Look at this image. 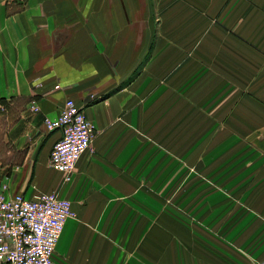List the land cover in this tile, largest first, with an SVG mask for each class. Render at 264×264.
I'll return each instance as SVG.
<instances>
[{"label":"crops","instance_id":"0c3cea01","mask_svg":"<svg viewBox=\"0 0 264 264\" xmlns=\"http://www.w3.org/2000/svg\"><path fill=\"white\" fill-rule=\"evenodd\" d=\"M67 99L97 136L63 183ZM0 131V191L72 201L58 263L264 264V0H0Z\"/></svg>","mask_w":264,"mask_h":264},{"label":"built area","instance_id":"2783aa9c","mask_svg":"<svg viewBox=\"0 0 264 264\" xmlns=\"http://www.w3.org/2000/svg\"><path fill=\"white\" fill-rule=\"evenodd\" d=\"M31 110L39 111L35 100ZM49 131L61 136L50 153L51 167L60 172L63 183L73 181L77 162L92 149L97 136L95 123L73 99H67L56 118L46 117ZM77 217L72 201L58 190L23 193L0 191V264H60L54 258L56 245L66 222Z\"/></svg>","mask_w":264,"mask_h":264},{"label":"rangeland","instance_id":"374dc122","mask_svg":"<svg viewBox=\"0 0 264 264\" xmlns=\"http://www.w3.org/2000/svg\"><path fill=\"white\" fill-rule=\"evenodd\" d=\"M2 135V132L0 131V136ZM1 148L3 147V153L4 157L3 158H12L14 161H17L21 158L20 152H17L13 150L12 148L8 147L7 145H4V143H1ZM8 151H10L8 153ZM7 160V159H4Z\"/></svg>","mask_w":264,"mask_h":264}]
</instances>
